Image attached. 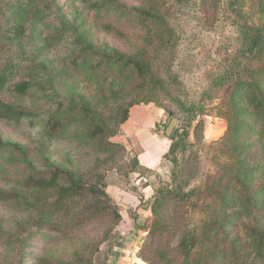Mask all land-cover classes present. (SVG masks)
<instances>
[{"label":"rangeland","instance_id":"374dc122","mask_svg":"<svg viewBox=\"0 0 264 264\" xmlns=\"http://www.w3.org/2000/svg\"><path fill=\"white\" fill-rule=\"evenodd\" d=\"M14 1L0 0V14L3 11L7 21L21 28L17 40L0 16V71L10 78L0 97L39 115L17 121L0 118V138L5 144L0 148V192L10 195L0 200V264H63L76 255L80 257L74 264H86L91 257V264H104L108 257L110 264H190L193 258L208 264L215 252L224 254L220 264H264V242L260 245L264 147L258 148L264 142V0H207L205 8L199 0L116 2L126 12L135 5L157 7L171 27L164 39L159 38L162 23L155 18L118 20L111 3L105 5L108 13L104 8L97 11L95 2L100 0H22L28 2V10L17 13ZM44 18L59 27L53 30L44 25ZM159 40L170 42L161 45ZM254 40L257 44L248 48ZM86 47L95 52L76 60V66L64 59L78 50L89 54ZM130 53L152 58L155 74L163 81L161 90L139 86L128 77L129 67L121 63L94 65L93 56L127 57ZM24 81L34 87L21 95L11 91L12 85ZM66 100L88 105L90 119L80 108L59 107ZM131 103L147 105L151 113L163 111L154 127L163 139L172 118L177 134L183 129L189 132L188 163H183L186 174L180 173L178 179L188 195L170 197L158 208V218L161 214L166 220L165 231L171 235L152 244L155 214L150 199L155 188L172 184L173 141L168 137L156 167H135L144 134L130 132L126 125L124 133L121 128L119 133L112 132L122 116L120 108ZM56 120L62 127L53 131ZM84 126H103L102 139L121 146L96 145L89 135L78 138ZM255 150L262 154L252 153ZM55 173L60 176L59 186H31V181L50 179ZM68 173L82 177L85 188L101 175L121 220L105 222L104 216H96L88 224L75 223L64 231L56 226L31 233V225L41 215L49 218L51 213L58 220L61 205L50 200L59 194L61 184L68 183ZM248 193L254 202L251 213L246 212ZM224 201L236 204L225 208ZM178 204L187 210L188 228L196 234L191 246L183 248L173 235V211L167 213ZM241 209L239 219L232 210ZM131 213L137 214L139 228ZM220 225L231 230L223 242L222 236L213 234ZM108 229L110 236L104 240ZM116 234L124 237L123 243L115 242ZM89 243L98 248L96 254L85 251L86 246L91 248ZM258 248L261 256L256 257Z\"/></svg>","mask_w":264,"mask_h":264},{"label":"trees","instance_id":"16d2710c","mask_svg":"<svg viewBox=\"0 0 264 264\" xmlns=\"http://www.w3.org/2000/svg\"><path fill=\"white\" fill-rule=\"evenodd\" d=\"M206 1L207 0H199L200 7L201 6L204 7V3H206ZM116 2H118V0H100V1L95 2V6H96L97 11H101L103 8L105 9L106 4L111 3L112 5L111 10H113L111 12L118 13V14H115L118 20L124 19L125 16H130V17L135 16L138 18L142 16L144 20H148L149 18H155L158 21L157 24H159L160 22L162 23L160 27L161 32H160L159 38L164 39V35L170 34L168 32L170 31L171 27L169 28V26L166 25L165 18L163 17L161 12L157 11V7L154 8V6L152 5L149 7V9H146V8H142L140 5H135L134 10H130L126 12ZM13 8L17 9L16 13L19 12L20 10L27 12L28 2L26 3L22 0H16L13 2ZM106 10L107 9H105V11ZM111 15L113 14L111 13ZM0 16H2V18L4 17L3 11L0 14ZM3 21L5 24H7V25H4L6 29H9L10 32H13V31L15 32V39H17L19 36L18 33L21 30V28L18 27L17 23H10L9 20L7 21L6 16L4 17ZM3 21L0 22V25H3ZM43 22H44L43 23L44 25H47L49 21L48 19L45 20L44 18ZM9 23H10V26L8 28ZM49 25L53 27V30L59 27L57 23L53 25V23L50 22ZM164 41L166 40H162L159 43L163 45ZM168 41L170 42V40H167L166 44L168 43ZM261 42H264V38H262ZM249 44L250 46L248 48H252L255 44H257V42L254 40L253 42ZM93 52L95 51L92 49V47L89 50V54H87L86 51L84 52V50L83 51L78 50L77 52L76 51L70 52L67 56H64V59H67V60L69 59L70 61L72 60L73 64L76 66V62L78 60H85V57L87 55H89L90 57V54H92ZM130 54L131 55L127 57L114 56L111 54L93 56L96 58V62L94 65L96 68H98L103 63H116V62L121 63V66L123 68L129 67L130 71L128 72L129 74H127L128 77L136 79L139 86L143 87L146 85H151L152 89L154 88V89L161 90L163 88V81L160 77L158 78V76L155 74L156 71L154 70L151 64L152 58H150L149 56H144V55H140L137 53L136 54L130 53ZM4 72L2 73L0 71V90H2L3 88H6L9 85V81H10L9 75L5 74ZM32 87H34V84L32 82L24 81L20 83H15L14 85H12V87H10V89L17 95H21L24 92L32 89ZM152 99L157 100L156 97H153ZM66 104L67 106H69L68 108L70 107L72 109L80 108V111L83 112L84 117L85 118L87 117L86 119H90V116H89L90 109L87 108L88 105L83 106V105H79L75 103L74 101L66 100L65 102L64 101L59 102V107H66ZM133 104L134 103H131L129 105H126L120 108L122 116L117 120L115 129L112 131L113 134L120 132L121 125L128 119L129 109ZM52 113L53 111L50 113V115H52ZM38 115L39 113H36L35 111H28L19 106L13 107L12 105L5 103V101H3L0 97V118L1 119H5L8 121H17V120H20L23 116H32V118L33 117L35 118ZM59 123H60V120H56L53 123V125L51 126L53 131H56L62 127V126H57ZM81 132L83 133L79 135L77 134L78 138L84 139L85 137L89 135L88 140L94 142L96 145L99 144L100 146H103V147L104 145L109 146V147L121 146L118 143H111L108 141H104L102 139V136L105 135V128L103 126H84ZM177 132L178 131L175 130L174 128L169 136V138L173 141L172 150H171V152L173 153V159H171L173 163L172 177H171L172 184L171 186L168 185V186H161L159 188H155L153 190V194L151 195V199H150V201H152L151 202L152 213L155 214L154 220L152 223V230H150L154 238L150 242V244L156 241H161L164 237L171 235L169 231H165L166 226H167L166 220L161 218V214H160V217L158 218V214H157L158 208L162 206L164 203L166 204L168 200L170 199V197H178V196L184 197L188 195V192H185L184 189H182L181 185L178 184V179L180 177V173L183 174L184 172L186 174V169H184L185 166H183V163H188L189 156L186 157V153L191 147L189 145L190 143L187 141V136L189 132L187 129H183L179 134H177ZM263 134H264V129L261 130V135ZM4 145H5L4 142L0 138V148L3 147ZM263 147H264V142L258 148L262 149ZM257 150H255L252 153H256L257 155H259V153L262 154V152H258ZM97 161L98 160H95V164L98 163ZM189 163H190V160H189ZM137 164H138V160H137V154H136L134 158V166L136 167ZM68 174L69 176H65V178H67L68 183L61 184V186L58 189L59 194L50 200L51 204L54 203L57 205H61V207H59V209L56 211V212H59V215H57L56 217V219L58 220L57 221L54 220L53 216L51 218V213L49 214V218L47 214H45L44 216L41 215L40 217L37 218V221L31 225V228H30V230L32 229L30 231L31 233H34L40 230L44 231L46 229L54 230L56 226H59V230L64 231V227H70L72 224H75V223H78L79 226L88 224L89 222L94 221L97 218L96 216H99V217L104 216V218L102 219L105 220V222L106 221L108 222L110 218L111 219L115 218V220H117L116 221L117 223L121 220V214L119 212L117 205L113 202L111 197L105 191V188H104L105 184H103L104 182H102V179H100L101 175L98 176L97 181L90 182L89 186L85 188V185L83 184V182L81 183V181H83L82 177L77 176V178H75L76 175H73L72 173H68ZM59 178L60 176L57 175V173H55L54 176L50 179L31 181L32 183L31 186H36L39 188H53L58 185L57 180ZM251 193H254V192H251ZM9 197L10 195H8L7 193L0 192V200H6ZM249 197H250V194L248 193V197H245V201L247 203V210H246L247 213L253 212V209H254V206H253L254 202L252 201L250 202ZM72 201H74V203L69 204ZM224 203H225V206H224L225 208L227 207V205L233 206L234 204H236V202L227 203L225 201ZM171 211H173V215H174L173 217L175 218L173 222L174 221L176 222V224L173 226V228L175 227L173 229V235L175 234L176 236H178L179 238L178 245L181 248L185 246H191V243H193L194 238L196 237V234L193 229L188 228V222L185 216V214L187 213V210L184 207H181L180 204H178L176 206L173 205V208L171 207V210H167V213L169 212L172 213ZM232 211L234 213L238 212L237 214H238L239 219H240V216H243V213H244V209L232 210ZM131 214H132V218H133L132 220H133L134 226L136 228H139L140 224L137 222V214L136 213H131ZM181 220H184L186 222L182 223ZM117 223L115 226H112L111 228L112 231L113 230L115 231V227L118 225ZM230 232L231 230L225 229L224 225H220L213 232V234L222 236V240H220V242H223L224 240L230 237L229 235ZM110 233L111 232H109V229L106 230L103 239L104 240L108 239L110 236ZM114 238H115V242L117 241V243L119 242L123 243L124 237H121L120 234H116ZM260 239H261V242H260V245H261L264 242V237H261ZM90 247L91 248L89 249L86 246L85 251L86 252L89 251L90 254H91V251H92V254L93 253L96 254L95 252L99 251L97 247H93L91 244H90ZM262 249H263V245H262ZM182 250L183 249H180L179 251L181 252ZM256 255H257L256 257L261 256V248H258V250L256 251ZM223 256L224 254L215 252L210 257L211 261L208 262V264H210L211 262H212L211 264H220V262L222 263ZM79 257L80 255H76L75 260H73V258H70L69 260H63L61 262L63 264H74L78 262L77 258ZM85 257H89V255L85 254ZM140 257L143 260L146 259L142 255ZM91 258L90 260L86 258V264H91L93 262V257ZM110 261H111V258L108 257L105 260L104 264H110ZM196 263L201 264V259L193 258L190 260V264H196Z\"/></svg>","mask_w":264,"mask_h":264},{"label":"crops","instance_id":"0c3cea01","mask_svg":"<svg viewBox=\"0 0 264 264\" xmlns=\"http://www.w3.org/2000/svg\"><path fill=\"white\" fill-rule=\"evenodd\" d=\"M147 105H132L129 109L128 119L121 125V131L125 132L124 125L128 131L138 130L143 133L142 150L137 152V168L151 169L161 163L162 156L167 148L168 137L162 138L159 132L154 130L156 122L162 117V110L151 113ZM162 111V112H161Z\"/></svg>","mask_w":264,"mask_h":264},{"label":"water","instance_id":"95a60500","mask_svg":"<svg viewBox=\"0 0 264 264\" xmlns=\"http://www.w3.org/2000/svg\"><path fill=\"white\" fill-rule=\"evenodd\" d=\"M175 124H176V119L175 118H172L168 124V126L166 127V130H165V135L167 137L170 136L171 132L173 131L174 127H175Z\"/></svg>","mask_w":264,"mask_h":264}]
</instances>
